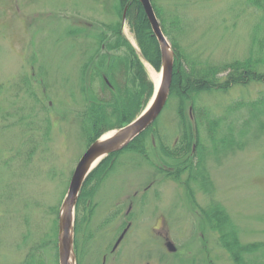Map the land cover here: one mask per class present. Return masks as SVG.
Here are the masks:
<instances>
[{
    "label": "rangeland",
    "instance_id": "rangeland-1",
    "mask_svg": "<svg viewBox=\"0 0 264 264\" xmlns=\"http://www.w3.org/2000/svg\"><path fill=\"white\" fill-rule=\"evenodd\" d=\"M117 1L0 0V84L4 86L0 106L4 111L19 109L17 117L32 116L25 121L28 126L25 122L12 125L16 118L0 122L2 127L11 125L0 137V264H19L29 247L42 244L50 246L44 251L48 264H56L59 218L55 210L60 211L72 174L92 144L93 131H83L79 121L86 96L82 85L88 90L100 91L101 87L100 80L89 84L92 72L88 70L87 75V69L92 65H85L97 49L96 35L121 18L115 9ZM158 3L165 11L176 8L184 19L187 49L212 61L243 59L253 38L264 42L261 13L244 0ZM125 10L121 32L154 82L153 73L160 70L141 56L135 34L124 18ZM71 30L79 32L70 34ZM103 52L118 55L125 51ZM260 90H264L262 84H252L211 93L201 103L215 117L230 122L242 117L229 113L230 106L256 98ZM156 125L159 135L174 143L179 120L172 102ZM201 134L204 143L206 133ZM152 136L157 138L156 133ZM207 148L211 154L203 150L199 156V173L204 179L191 187L198 205L221 204L242 242L264 243V136L250 139L232 153L223 146ZM26 150L34 151L29 164L24 161ZM7 158L13 159L11 166L3 163ZM175 171V166L169 165L157 171L136 154H121L113 171L97 186V207L79 236L80 251L83 247L85 254L81 264H232L199 206L189 198L185 187L188 172L175 180L169 176ZM158 219L163 220L162 229L155 231ZM130 221L125 240L113 253L121 228ZM91 231L94 238L90 239ZM168 242L176 251L168 250Z\"/></svg>",
    "mask_w": 264,
    "mask_h": 264
},
{
    "label": "trees",
    "instance_id": "trees-1",
    "mask_svg": "<svg viewBox=\"0 0 264 264\" xmlns=\"http://www.w3.org/2000/svg\"><path fill=\"white\" fill-rule=\"evenodd\" d=\"M151 1L174 51L173 82L167 104L170 102L174 104L179 120V135L174 143L164 140L156 128L158 127L156 120L128 146L121 151L111 153L91 172L84 183L76 206L75 249L78 263L81 264L85 255L83 247L80 251L82 244L79 236L83 235L82 229L84 226L86 229V225L91 222L97 207L94 201L97 186L113 171L115 162L121 154L130 153L138 155L157 171H162L165 165L175 166L177 171L169 173L170 178L175 180L180 179L183 172L187 171L188 178L185 187L189 198L196 206H199L204 221L218 236V245L226 252L232 264H264V243L242 242L237 226L224 207L214 201L205 208L198 205L191 188L194 183L200 184L204 179V176L199 173L202 168V158L200 159L199 156L203 150L210 151L207 146H216V148L223 146L228 153H232L244 147L250 139L257 141L262 135L264 136V90H260L259 95L254 99L230 106L229 113L242 115L241 118L230 122L215 117L213 111L205 108L201 103L202 98L211 93H227L234 88H244L252 84L264 86V42L253 38L249 54L243 59H233L223 63L212 61L203 55H197L184 45V19L175 10L179 7L176 2L174 3L176 8L165 11L159 5L158 0ZM244 1L260 11L264 22V0ZM126 8V19L135 34L141 56L155 69H161L160 46L140 0H118L115 9L121 18L116 22L106 24V32L96 35L97 49L85 65V68L92 65L87 69V75L88 70L92 72L89 84L93 86L98 80L101 81L100 91L96 88L93 90L91 87L88 90L82 85V91L86 96L84 97L85 106L79 112V121L83 131H93L89 145L104 133L134 120L154 94V83L141 57L121 32L122 21H124L122 15ZM76 32L79 31L71 30L69 33L75 34ZM123 49L125 52L118 55L103 52L107 50L120 53ZM83 75L82 81L86 74ZM3 90L4 86L0 84V95ZM16 111L15 109L4 111L0 106V122L4 123L16 118L12 125H17L32 118L30 114L17 117ZM25 124L28 126L30 123L25 122ZM9 126H11L10 122L1 126L0 137L4 131L9 130ZM201 132L206 133L209 141L206 139L203 143ZM152 133L157 134L156 139L153 138ZM33 152L31 150L24 154V161L27 164L30 163ZM209 154L211 153H207ZM10 160L4 159L3 163L11 166ZM82 211L83 214L87 213L86 217H82ZM55 214L58 218L59 208L55 210ZM107 223H109L108 220L103 225ZM84 234L86 236V231ZM93 235L91 231L88 233V238H94ZM27 238L26 236L24 243ZM42 245L29 247L19 264H48L44 251H48L50 246L49 244ZM55 247L57 250L58 226ZM55 253V262L58 264V252Z\"/></svg>",
    "mask_w": 264,
    "mask_h": 264
},
{
    "label": "water",
    "instance_id": "water-1",
    "mask_svg": "<svg viewBox=\"0 0 264 264\" xmlns=\"http://www.w3.org/2000/svg\"><path fill=\"white\" fill-rule=\"evenodd\" d=\"M161 51V78L155 84L154 94L148 105L134 120L123 127L100 136L85 151L79 160L69 184L67 194L59 212L58 254L59 264H78L75 251L76 206L82 187L91 172L111 153L123 150L134 139L146 131L160 116L171 92L174 72V51L164 33L151 0H140ZM126 11L124 18L126 17ZM126 229L117 240L116 249L127 233ZM170 252L176 251L172 242L167 243Z\"/></svg>",
    "mask_w": 264,
    "mask_h": 264
},
{
    "label": "flooded vegetation",
    "instance_id": "flooded-vegetation-1",
    "mask_svg": "<svg viewBox=\"0 0 264 264\" xmlns=\"http://www.w3.org/2000/svg\"><path fill=\"white\" fill-rule=\"evenodd\" d=\"M131 208H132V206H130L129 207V210L127 211V217H128V215H129V213H130V210H131ZM159 223V224H158ZM162 223H163V220H157V223H156V225L157 226H154V230L155 231H160L161 229H162ZM130 228H131V221L130 222H127V224H125L122 228H121V230H122V232L121 233H123V231H125L126 229H128L127 230V233L129 232V230H130ZM127 233H126V235H127ZM126 235H125V237H126ZM125 237H124V239L122 240V242L119 244V246L116 248V249H114V247H113V253H115L116 251H118V249L121 247V245H122V243H123V241L125 240ZM105 257V256H104ZM106 258V257H105ZM105 258H104V260H105Z\"/></svg>",
    "mask_w": 264,
    "mask_h": 264
},
{
    "label": "bare ground",
    "instance_id": "bare-ground-1",
    "mask_svg": "<svg viewBox=\"0 0 264 264\" xmlns=\"http://www.w3.org/2000/svg\"><path fill=\"white\" fill-rule=\"evenodd\" d=\"M160 78H161V73H157V72L154 71V73H153V79H154V82H155L156 84L159 83Z\"/></svg>",
    "mask_w": 264,
    "mask_h": 264
}]
</instances>
